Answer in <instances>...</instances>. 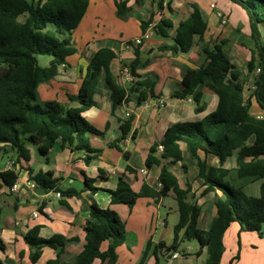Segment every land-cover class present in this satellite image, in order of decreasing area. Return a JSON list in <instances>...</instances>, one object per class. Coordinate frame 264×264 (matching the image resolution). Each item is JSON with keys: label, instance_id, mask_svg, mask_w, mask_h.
I'll use <instances>...</instances> for the list:
<instances>
[{"label": "crops", "instance_id": "0c3cea01", "mask_svg": "<svg viewBox=\"0 0 264 264\" xmlns=\"http://www.w3.org/2000/svg\"><path fill=\"white\" fill-rule=\"evenodd\" d=\"M116 1L128 2L125 18L117 15ZM194 7L201 12L207 29L202 39L197 37L193 48L184 53L176 43V36L181 24L192 16ZM164 20L172 24L167 38L158 33V26ZM143 23H150L145 32ZM146 34L148 39H144ZM260 34L264 45V29L260 28ZM137 40L140 44L135 43ZM73 43L77 53L60 68L58 77L39 86L40 103L56 101L79 108L80 105L69 98L78 95L90 61L101 50L114 54L110 69L119 85L123 64L138 60L140 66L135 81L155 77V97L139 106L138 94L129 92L131 86L126 85L127 99L122 106L113 109L111 91L102 73L93 97L96 106L83 113L87 123L101 133L87 134L91 148L101 152L90 163L86 162L85 151L64 147L60 140L47 157L42 156L37 146L28 144V160L21 158L11 143H0V243L4 247L0 250V264L56 261L74 264L86 245L85 226L93 203L114 211L126 225L128 239L117 250L116 264H139L150 241L153 247L146 264H206L208 252L196 241L180 242L176 252L181 253L182 258L174 259L176 252L167 249L154 253L159 244H165L166 248L174 244L180 215L173 193L158 203L152 198H140L133 208L113 205L110 193L117 189L120 178L125 179L135 193H140L144 186L160 191L161 169L166 165L177 178L180 189L189 191L187 202L199 207V228L202 231L210 229L217 218L216 203L222 194L219 191L205 193L208 186L200 179V164L218 168L219 158L203 151L191 157L186 145L179 143L182 161L161 160L160 167L151 168L146 162L150 149L162 142L169 128L181 123L203 122L217 110L219 98L207 87L198 89L202 95L199 103L194 97L174 96L184 89L181 66L202 67L207 62L205 50L213 51L215 46L223 48L234 72L239 74L243 103L250 107L251 115L264 119V109L251 89L256 86L260 62L247 13L230 0H167L165 3L163 0H90L85 17L73 34ZM253 56L255 70L250 71L248 64ZM199 107L203 110L198 111ZM128 122H131V130L120 143L121 152L112 144L121 138V127ZM248 144L252 145L253 141ZM160 155L159 152V159ZM225 168L231 171L236 168V155L227 160ZM5 172H14L17 176L12 187L2 178ZM39 173L52 174L57 189L46 191L32 181L31 175ZM87 180L93 183L88 186ZM230 181L241 190L245 188L239 185L242 180L235 175ZM14 186L17 188L13 189ZM90 186L97 191L93 192ZM35 229H39L41 239L59 237L65 246L44 247L39 260L33 262L34 250L26 237ZM223 242L225 251L221 264H264V238L257 233L243 232L238 223H233ZM108 247L109 242L103 243L101 251L106 252ZM93 264L108 263L96 259Z\"/></svg>", "mask_w": 264, "mask_h": 264}, {"label": "trees", "instance_id": "16d2710c", "mask_svg": "<svg viewBox=\"0 0 264 264\" xmlns=\"http://www.w3.org/2000/svg\"><path fill=\"white\" fill-rule=\"evenodd\" d=\"M230 1L240 6L250 20L261 69L254 94L264 109V45L260 34V28L264 29V0ZM89 4L90 0H0V143H11L25 160L29 159L28 144L37 146L42 156L47 157L60 140L64 147L85 151L86 162L90 163L101 152L91 148L87 134L101 133L87 123L83 113L96 106L93 97L102 73L111 91L113 109L122 106L127 99L128 90L117 83L110 69L114 54L109 50H101L90 61L78 95L69 98L71 102H77L79 108H71L56 101H39V86L58 77L60 68L77 53L73 34L85 17ZM127 4V1H116L119 17H126ZM149 24H142L144 32ZM158 27L159 35L167 38V30L172 24L164 20ZM206 29L201 12L194 7L192 16L181 24L177 32L176 43L181 51L188 53L195 39L198 37L201 40ZM205 53L207 62L202 67L191 69L181 66L184 89L174 96L180 99L194 97L199 103L202 95L198 89L207 87L219 98L217 110L203 122L181 123L169 128L162 142L150 149L146 166L160 167L161 160L174 163L182 161L179 143L186 145L191 157L197 156L199 151L218 157V168L200 164V179L208 186L205 193L219 191L222 194L216 203L217 218L210 229L202 231L199 228V207L187 202L189 191L180 189L177 178L166 165L161 169L159 181L163 188L160 191L144 186L140 193H135L129 183L120 178L117 189L110 194L113 205L133 208L140 198H152L158 203L161 198L173 193L180 215L174 231V244L170 248L159 244L154 253L162 249L176 252L180 242L196 241L208 252L206 264H221L225 251L224 235L233 223H238L243 232L257 233L264 238V184L260 188V198L254 199L248 198L241 189L228 181L232 175L238 180H264V119L252 116L250 107L243 103V85L239 81V74L234 72V66L223 48L215 46L213 51L205 50ZM41 56L51 58L49 66H39L38 58ZM255 62L253 56L248 64L250 71L255 70ZM139 66L138 60L123 64L136 78ZM156 84L155 77L135 81L130 85L129 92L138 94L137 104L141 106L155 97ZM202 110L203 107L198 108V111ZM130 130L131 122L123 124L122 136L112 146L123 152L120 143ZM250 141H253L252 145L248 144ZM160 146L163 152L159 159ZM234 155L236 168L231 171L225 168V163ZM124 156L128 158L127 153ZM31 176L32 181L44 190L57 189L52 174ZM2 178L9 187L17 180L14 172H5ZM86 182L88 186L93 183ZM90 188L93 192L97 191L96 188ZM85 231L86 245L74 264H93L96 259L116 264L117 250L128 239L126 225L120 217L114 211L102 209L93 203ZM26 241L34 250L31 257L33 262L39 260L44 247L65 246L64 240L59 237L41 239L39 229L30 232ZM105 242H109V247L106 252H102L101 246ZM152 247V241L148 242L139 264H146ZM3 248L0 243V250Z\"/></svg>", "mask_w": 264, "mask_h": 264}, {"label": "rangeland", "instance_id": "374dc122", "mask_svg": "<svg viewBox=\"0 0 264 264\" xmlns=\"http://www.w3.org/2000/svg\"><path fill=\"white\" fill-rule=\"evenodd\" d=\"M164 3L167 1V0H163ZM39 60V66L42 67V68H45L47 66L50 65V61H51V58L49 57H39L38 58ZM231 177L228 178V181L230 182L231 185L235 186L236 188L238 189H241L240 187H238L235 182L233 181H230ZM241 181V180H239ZM264 183V180H255V181H250V179H246V180H242L241 183H239V185H243L245 188L242 190L244 191V193L249 197V198H260V188L261 186L263 185Z\"/></svg>", "mask_w": 264, "mask_h": 264}, {"label": "built area", "instance_id": "2783aa9c", "mask_svg": "<svg viewBox=\"0 0 264 264\" xmlns=\"http://www.w3.org/2000/svg\"><path fill=\"white\" fill-rule=\"evenodd\" d=\"M148 38H149V35L146 34L144 36V39H148ZM140 42H141L140 40L135 41L136 44H140ZM260 72H261V69L260 68L257 69V75H259ZM119 82H120V85L123 86V87L126 86V85H131V84H133L135 82V77L132 74L131 70H129V68H123L121 70ZM251 89H252L253 92H255L256 91V86L254 85ZM158 151L160 153H162L163 152V147L160 146L158 148ZM141 173L142 174H146V171L145 170H141ZM16 188H17L16 186L13 187V189H16ZM158 188L162 189L163 185L161 183H159L158 184ZM56 197L61 198V195L60 194H56ZM173 258L174 259L182 258V254L176 252L175 254H173Z\"/></svg>", "mask_w": 264, "mask_h": 264}]
</instances>
